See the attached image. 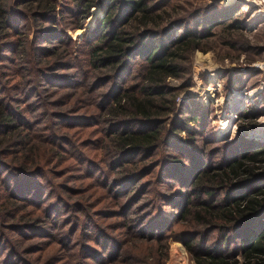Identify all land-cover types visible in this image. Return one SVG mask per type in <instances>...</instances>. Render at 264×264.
Returning a JSON list of instances; mask_svg holds the SVG:
<instances>
[{"label":"trees","instance_id":"trees-1","mask_svg":"<svg viewBox=\"0 0 264 264\" xmlns=\"http://www.w3.org/2000/svg\"><path fill=\"white\" fill-rule=\"evenodd\" d=\"M64 1V7L57 11L58 0H36L34 11H29L36 26L30 41L28 30L18 27L24 13L17 11L11 0H0V204L4 206L0 222L10 214L14 219L19 209L24 211L34 204V210L26 215L30 219L20 223L33 232L32 226L48 218L47 214L51 217L60 210L41 201V185L36 180L46 176L47 170L51 173L60 170L65 162L63 144L71 145V138L68 134L58 135L49 127L42 129L45 125L37 127L25 112L32 108V99L47 100L50 92L45 83L63 88L60 85L66 83L55 72L70 70L74 78L78 74L81 80L74 83L79 90L76 99L94 94L90 89L94 90L97 83L108 87L97 99L77 100L82 103L76 110L83 114L63 124L97 128L104 112L119 117L114 118V126L121 124L128 128L123 134L113 132L108 146L97 147L99 161L105 156L116 168L123 169L143 155L161 154L158 165H146L149 171L157 167L151 184L167 188L154 191L152 203L158 208L171 205L175 213L170 220L163 219L160 213L148 221V231L151 228L159 231L151 239L159 242L172 236L183 243L195 264H264V141L247 140L239 132L231 141L217 140L215 133L206 129L208 110L196 114L185 105L177 108L167 81L183 77L188 55L201 47L214 26L224 22L223 15L228 20L229 13L200 16L194 24L184 17L172 21H178L176 27L172 23L160 27L154 17L159 7L148 0ZM97 2L104 9V16L84 34L74 55V42L65 30L81 28ZM243 26V22L235 19L226 25L235 31ZM176 28L183 33L174 35ZM82 45L87 48L84 57ZM128 79L135 82L128 84ZM76 104L73 102L71 106ZM163 108L179 109V116L168 130L159 116ZM40 110L39 116L47 120L51 112ZM260 112L254 106L238 110L237 122L244 120L247 124L246 119L252 118L248 126L254 127ZM56 116L69 120L64 112ZM182 122L195 124L193 131L186 132L187 142L197 144L192 148L176 139L183 130ZM60 138H63L61 145ZM102 138L105 140L104 134ZM211 143L216 145L208 148ZM73 159L82 161V172L91 174L88 178L103 190L101 195L106 194L111 185L99 161H91L89 166L79 150ZM51 166L54 169H48ZM141 178L134 170L122 177L125 186L131 188L132 182ZM61 203L64 204L59 198L58 204ZM85 218L86 213L78 218L79 227L87 225ZM8 239L6 234H0L1 241L9 243ZM109 248L115 252V246ZM9 250L15 252L10 243ZM102 256L110 258L105 261L107 264L119 261L117 255H100L96 259L98 264Z\"/></svg>","mask_w":264,"mask_h":264},{"label":"rangeland","instance_id":"rangeland-1","mask_svg":"<svg viewBox=\"0 0 264 264\" xmlns=\"http://www.w3.org/2000/svg\"><path fill=\"white\" fill-rule=\"evenodd\" d=\"M11 1L14 6L17 5L15 6L17 11L24 13L19 21V29L28 30V38L32 41L36 26L34 16L29 14V11H34L36 0ZM66 1L70 3L69 0ZM148 2L159 7L154 12L157 15L154 17L160 27L184 17L192 19L190 23L194 24V20L200 16L229 13L228 20L223 15L224 22L214 26L211 34L203 39L201 47L188 55V61H185L187 72L183 77L167 80L170 96L173 95L171 99L174 98L177 108L185 105L196 114L208 110L206 129L212 130L219 141H231L238 132L247 140L264 141V136H260L264 133V10H259L257 6L250 4V0H148ZM64 3V0H58L57 11L64 7ZM103 16L104 9L100 2H97L91 8L81 28L65 30L66 36L74 42V55L76 49L78 51L81 47L79 41L84 34L92 30L98 19ZM233 19L243 22L244 26L241 30L235 31L226 27ZM177 22H173L171 26L176 27ZM146 23L153 25L151 21ZM135 27H138V24H135ZM181 33H183L182 29L174 30V35ZM82 47L84 57L87 48L85 45ZM68 71L70 70L55 72L62 75L58 79L65 81L66 84L60 85L63 88L45 83L47 91L50 92L47 100L32 99V108H27L25 112L26 117L33 119L37 127L45 125L42 129L49 127L58 135L68 134V138H71V145L67 142L63 144V138H60L62 140L60 145L63 144L65 147L62 149H66V153L62 154L65 162L58 168L60 170L53 173L47 170L46 176L36 180L41 185V201L54 204L60 210L51 217L47 214L48 218L36 223L37 226H32L33 232L27 225L20 223L30 219L26 215L34 210V204L26 206L25 208H28L24 211L19 209L14 219L11 218L13 214H10L5 221L2 218L0 234L7 235L15 252L9 250L7 241L0 240V264H95L100 255H117L114 257L119 261L112 264H195L183 243L172 236L157 242L151 239V236L159 232L158 228H151L149 231L147 228L148 221L157 214L161 213L163 219L170 220L175 213L171 205L158 208L152 203L154 191L167 189L166 186L152 185L157 167L152 171L147 170L148 166L158 165L161 154L158 152L151 157L143 155L131 160L129 163L132 164H125L123 169L116 168L105 156L99 161L97 156L100 152L96 149L99 146H108L107 141L113 138L116 132L120 134L126 132L128 128L125 125L114 126L115 117L118 116H109L103 112L98 127L84 128L86 130L82 126H75L76 123L68 127V124H63L72 121L73 116L79 117L83 114L82 111L76 110L78 105L86 101L83 97L97 99L96 96L108 87V85L99 86L100 83H97L93 86L94 90L90 89L94 94H86L76 99L79 90L74 83L81 81L80 76L77 74L74 78ZM14 79L17 78L11 81L13 82ZM134 82L135 80L128 79V84ZM248 90L254 91L250 98L245 96ZM238 92L242 98L233 109H230V103ZM73 102L77 103L74 107L71 106ZM164 104L171 105L170 102ZM252 106L261 111L255 119L257 124L254 127L248 126L252 118L246 119L247 124L244 120L237 122L236 112ZM40 109L51 112L47 120L43 121L39 116L42 111ZM165 109L163 108L164 111H161L159 116L162 118L161 123L164 124L165 130H168L179 116V109L175 111ZM62 112L69 120L56 116L57 113ZM230 116H233L232 120L220 133ZM85 118L88 119L86 116ZM110 118L115 119L110 120ZM49 119L54 122H50ZM181 126L183 130L176 139L190 148L197 145L195 142L189 144L186 134L187 130H194L195 124L182 122ZM101 133L104 134L105 140ZM100 139H103V142ZM215 145L216 143H211L207 147ZM78 150L86 156L89 166L91 161L96 163L98 160L99 167L108 173L107 182L111 187L106 194H100L103 190H99V185L96 183L95 186L88 178L91 174L82 172L84 167L82 161L75 162L73 159L75 151ZM92 168L94 169V166ZM48 169L54 168L51 166ZM130 170L138 171V175H142L139 181L132 182L134 188L125 186L122 179ZM147 172L148 174H145ZM59 198L64 204H58ZM69 208L72 209L68 210ZM3 209L4 206L0 204V211L2 212ZM84 213L87 215L85 218L87 225L79 227L78 218L83 217ZM37 230H40V233L36 232ZM109 246H115L116 249H113L115 252L110 250ZM101 258L103 260L100 264H107L105 261L110 259H105L103 256Z\"/></svg>","mask_w":264,"mask_h":264},{"label":"bare ground","instance_id":"bare-ground-1","mask_svg":"<svg viewBox=\"0 0 264 264\" xmlns=\"http://www.w3.org/2000/svg\"><path fill=\"white\" fill-rule=\"evenodd\" d=\"M253 94H254V91L253 90H248L247 93L245 94V96H246V98H250ZM241 98H242L241 97V94H240V92H238V94L236 96H234L233 100L230 103L231 104L230 105V109H233L239 103L238 101H240ZM232 117L233 116L228 117L229 120L226 123L224 122L225 124L222 126L221 130L219 131L220 133L224 131V129L227 126L228 122L230 120H232ZM260 136L263 137L264 136V133H262Z\"/></svg>","mask_w":264,"mask_h":264},{"label":"built area","instance_id":"built-area-1","mask_svg":"<svg viewBox=\"0 0 264 264\" xmlns=\"http://www.w3.org/2000/svg\"><path fill=\"white\" fill-rule=\"evenodd\" d=\"M250 4L257 6L259 10H264V0H250Z\"/></svg>","mask_w":264,"mask_h":264},{"label":"water","instance_id":"water-1","mask_svg":"<svg viewBox=\"0 0 264 264\" xmlns=\"http://www.w3.org/2000/svg\"><path fill=\"white\" fill-rule=\"evenodd\" d=\"M233 113H234V111H233Z\"/></svg>","mask_w":264,"mask_h":264}]
</instances>
